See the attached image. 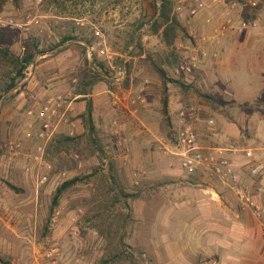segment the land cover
I'll return each mask as SVG.
<instances>
[{
    "label": "rangeland",
    "instance_id": "rangeland-1",
    "mask_svg": "<svg viewBox=\"0 0 264 264\" xmlns=\"http://www.w3.org/2000/svg\"><path fill=\"white\" fill-rule=\"evenodd\" d=\"M173 1L175 11L177 6L188 11L187 5L193 0ZM260 2L264 10V0ZM159 4L160 0H22L18 7L8 2L0 12V19L4 21L30 23L28 31L0 24V38L10 44L14 53L22 54L24 45L31 42L38 44L40 51L24 70V78L18 86L3 94L0 100V159L5 167L0 189L1 259L11 264H51L53 259L58 264H147L142 244L133 241L142 233L143 222L132 220L124 210L133 202L126 208L123 200L118 201L122 197L119 186L110 194L105 193L108 189L105 180L111 168L120 187L128 193L137 192L142 196L145 181L142 179L141 184L135 186L126 165L104 162L100 159L103 154L91 153L86 132L78 133L77 125L73 136L68 132L59 133L76 137L66 156L67 162L59 167L47 159L48 143L44 160L53 170H45L33 159L37 143L34 135L40 124L27 111L49 93L62 94L69 101L71 94L67 96V93L77 90L79 74L86 62L91 64L98 60L105 64L106 72H102V79L96 84L104 79L110 83L114 82L110 79L121 78L122 82L116 85L122 89L131 75L133 86L139 88L152 68L171 63L173 68L169 72L177 83H171L168 90L182 93L174 96L177 97L175 103L178 98L182 100L175 113L181 110L197 113L195 96L200 93L198 89L202 94L207 93V85L197 89L193 82H183L184 77L174 74L175 66L193 54L191 45L195 43L188 34L178 32L176 41L166 45L160 34L150 32L148 23L156 15ZM97 31L103 39L96 35ZM131 46L135 48L133 52H129ZM91 47H94L92 55L89 54ZM102 49L106 54H101ZM134 63L141 68V73L133 70ZM111 64L115 65L114 69ZM6 70L0 65V76ZM56 82L63 89L53 92L52 84ZM109 87L114 92L118 90V86L110 84ZM235 89L230 88V92ZM40 92L44 94L39 96ZM164 95L160 87V98H157L160 106ZM108 104L112 105L111 101ZM97 108L93 110L94 118L101 115ZM119 114L121 112L117 111L116 115H111L110 123ZM104 117L108 122V112ZM76 118L72 117V122L75 123ZM168 126L165 122V131L172 134ZM106 138H97L100 145L104 146L101 140ZM138 170L144 171L136 167L131 169V174ZM39 174L47 175L48 181L39 184ZM76 177L80 181L69 187L55 205L56 190ZM129 227L134 229L128 231Z\"/></svg>",
    "mask_w": 264,
    "mask_h": 264
},
{
    "label": "crops",
    "instance_id": "crops-1",
    "mask_svg": "<svg viewBox=\"0 0 264 264\" xmlns=\"http://www.w3.org/2000/svg\"><path fill=\"white\" fill-rule=\"evenodd\" d=\"M236 1L234 8L231 0L209 4L195 17L183 10L184 16L179 20L195 43L191 45V51L200 59L198 67L191 74L182 76V80L193 82L197 89L206 84L208 92L205 94L212 99L197 95L198 104H192L197 109L200 145L207 149L234 145L236 151L229 152L228 157L243 180L264 202L263 182L252 179L249 171L250 162H264V10L255 9L247 15V4L257 5L262 3L261 0ZM228 18L234 25L223 37L213 38L216 27ZM251 20L258 22L256 28L240 30L241 21ZM204 36L209 38L206 43L200 41ZM111 66L115 68L114 64ZM133 70L142 72L137 63L133 64ZM110 80L114 82L104 79L95 84L87 96L68 91L72 103L70 116L77 117V132L84 134L86 128L78 116L86 111L89 101L93 110L98 106V115H101L94 118L92 112L96 135L99 140L108 137L101 140L104 146L100 145L103 154L100 159L126 165L130 170L129 177L132 168L145 171L146 187L141 198L124 210L132 220L143 222L142 233L134 235L133 241L142 244L147 264H264L261 227L250 211H241L234 189L211 179L202 168L182 170L169 166L174 158L169 152L174 133L165 131L163 105L160 106L157 98H160V87L163 93L167 91V129L173 132L178 119L175 110L182 104L179 98L175 103L177 97L174 96L182 93H172L168 90L170 84L165 89L154 68L143 77L139 88L133 86L132 75L123 89L116 85L122 82L121 78ZM145 80H149V84L146 85ZM110 84L118 86V90H111ZM230 88L236 89L230 92ZM52 89L54 92L63 87L56 82ZM43 94L40 92L39 96ZM132 94L142 95L144 103L131 112L121 110L119 99L127 101ZM110 101L112 105L108 104ZM117 111L121 112L117 115L120 125L113 128L110 119ZM107 112L108 122L104 117ZM210 120L214 121L213 125H209ZM62 131L69 132L70 128L65 126ZM247 150L253 152L251 159L246 155ZM2 166L3 159H0V189L2 171L5 170ZM166 187L169 189H164ZM133 229L129 227L128 231Z\"/></svg>",
    "mask_w": 264,
    "mask_h": 264
},
{
    "label": "built area",
    "instance_id": "built-area-1",
    "mask_svg": "<svg viewBox=\"0 0 264 264\" xmlns=\"http://www.w3.org/2000/svg\"><path fill=\"white\" fill-rule=\"evenodd\" d=\"M226 0H194L193 3L187 9L190 16H197L204 11L209 4L218 5ZM250 5L255 6L256 3L249 2ZM237 1L231 0V7H236ZM176 13L178 18H182L183 8L177 6ZM0 24L4 27L11 26L23 31H28L29 24L20 25L12 20L4 21L0 19ZM234 25L232 19L228 18L222 21L214 30L213 38L219 39L223 37L228 28ZM258 22L256 20L241 21L240 30L256 28ZM96 35L103 39L101 32L97 31ZM206 36L201 37L200 41L203 43L208 42ZM135 48L129 47V52H133ZM94 47H91L89 54L92 55ZM101 54H106V50L102 49ZM199 55L193 53L190 57L181 61L174 68V74L178 77L191 74L199 63ZM123 75V72H119ZM145 84H149V80H145ZM120 108L123 111H132L137 105L144 103L142 95L132 94L127 101H121L119 99ZM72 112L71 100L67 101L65 96L59 93H49L45 99L37 102L35 106L28 108L27 114L30 117L36 118L39 121V128L34 135V139L37 140L35 144L36 150L34 153V160L38 165L43 166L45 170L51 172L53 167L51 164L45 162L44 155L46 146L52 139L59 134L63 127L68 126L70 136L74 135L75 123L72 122L70 113ZM214 121L210 120L209 125H213ZM113 128H117L120 125V119L114 117L111 121ZM198 116L194 110H181L178 113L177 126L173 129L174 142L169 152L174 158L170 161L169 166L171 168H180L182 170H194L202 168L206 174L215 180H219L234 189L236 197L238 199L240 209L243 212L250 211L257 219L262 234L264 237V202L261 201L254 193L252 186L243 180L242 176L238 172L235 163L228 157V153L236 151L234 145L218 146L213 148H204L200 145L198 139ZM246 155L249 159L253 157L252 150H247ZM250 176L252 179L261 180L264 185V162L249 163ZM145 171H135L132 174L133 183L135 186H139ZM48 181L47 175L38 176V183L44 184ZM39 188V187H38ZM264 193V187H263ZM51 264H58L56 259L52 260Z\"/></svg>",
    "mask_w": 264,
    "mask_h": 264
},
{
    "label": "trees",
    "instance_id": "trees-1",
    "mask_svg": "<svg viewBox=\"0 0 264 264\" xmlns=\"http://www.w3.org/2000/svg\"><path fill=\"white\" fill-rule=\"evenodd\" d=\"M12 2L15 6H19L22 0H0V12H3L5 5L8 2ZM261 8V3L256 6L247 4V15L248 13L255 12V9ZM245 17V16H244ZM150 32L153 35L160 34L162 41L166 45H171L177 39L178 32L188 34L186 28L180 22L178 15L174 8L173 0H160V4L157 7L156 15H154L149 21ZM4 39L0 38V65L7 68L6 72L0 76V100L3 94L14 90L18 84L24 78V70L35 61V58L40 51H38V44L31 42L24 45V52L22 54H16L12 51L10 44H5ZM139 44V43H138ZM95 62V63H94ZM93 63L89 64L86 62V67L83 72L79 74V85L75 94L87 96L91 93L93 86L97 81L102 79V72H106V66L104 63L95 60ZM162 67H158L155 70L159 74L163 86L167 89V85L171 83H177V81L171 76L169 70L173 68L171 63L165 64ZM95 66V67H94ZM97 68V69H96ZM128 84V83H127ZM126 84V87L128 86ZM163 99V109L162 113L164 116V121L169 123V111H168V97L167 91H164ZM199 96L207 100H212L207 94L199 93ZM93 106L89 101L87 103L86 111L81 115V119L86 128V135L89 139L90 147L92 148L91 153L100 156L102 154V148L100 146L99 140L96 138V129L92 119ZM76 137H70L64 134H58L56 137L50 141L47 148L46 158L51 160L53 164L57 166H63L66 161V156L69 153V149L74 145ZM71 161V160H70ZM73 161V159H72ZM74 163V161H73ZM80 181V178L76 177L63 183L57 190L53 197L54 204L57 205L61 196L64 194L69 187ZM106 184L108 189L105 193L110 194L116 189L117 186L121 189V199L126 208L130 207V202L138 200L141 195L140 193H128L124 191V187H120L116 176L112 173V168L110 169V174L106 176ZM9 187L13 188L11 185ZM101 194H104L103 192ZM123 198V199H122ZM2 264H11L9 261H5L0 258Z\"/></svg>",
    "mask_w": 264,
    "mask_h": 264
}]
</instances>
